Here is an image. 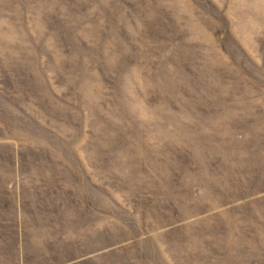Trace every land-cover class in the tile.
Segmentation results:
<instances>
[{"label":"rangeland","instance_id":"rangeland-1","mask_svg":"<svg viewBox=\"0 0 264 264\" xmlns=\"http://www.w3.org/2000/svg\"><path fill=\"white\" fill-rule=\"evenodd\" d=\"M17 248L264 264V0H0V250Z\"/></svg>","mask_w":264,"mask_h":264},{"label":"crops","instance_id":"crops-1","mask_svg":"<svg viewBox=\"0 0 264 264\" xmlns=\"http://www.w3.org/2000/svg\"><path fill=\"white\" fill-rule=\"evenodd\" d=\"M50 250H0V264H56ZM39 257L40 259H36ZM73 261L61 264H73Z\"/></svg>","mask_w":264,"mask_h":264}]
</instances>
